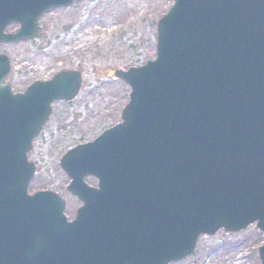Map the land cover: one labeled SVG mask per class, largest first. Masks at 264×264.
I'll return each mask as SVG.
<instances>
[{"label":"water","instance_id":"95a60500","mask_svg":"<svg viewBox=\"0 0 264 264\" xmlns=\"http://www.w3.org/2000/svg\"><path fill=\"white\" fill-rule=\"evenodd\" d=\"M76 1L0 0V45L36 39ZM157 32L155 61L114 73L131 89L121 123L60 161L82 204L73 221L56 193L30 195L29 154L83 76L14 94L0 54V264H172L202 236L264 233V0H175Z\"/></svg>","mask_w":264,"mask_h":264},{"label":"rangeland","instance_id":"374dc122","mask_svg":"<svg viewBox=\"0 0 264 264\" xmlns=\"http://www.w3.org/2000/svg\"><path fill=\"white\" fill-rule=\"evenodd\" d=\"M174 1L81 0L46 14L35 41L0 47L11 60L6 83L15 93L64 70H78L84 76L82 93L74 102L54 104L29 157L37 166L30 193H57L67 202L69 220L81 203L68 193L70 180L59 162L68 150L94 141L121 122L130 89L114 73L156 58L157 24ZM12 30L15 33L16 28ZM86 182L97 185L92 179ZM263 245L264 234L254 227L239 234L221 231L202 237L196 252L177 264H261L258 249Z\"/></svg>","mask_w":264,"mask_h":264},{"label":"flooded vegetation","instance_id":"af4514ba","mask_svg":"<svg viewBox=\"0 0 264 264\" xmlns=\"http://www.w3.org/2000/svg\"><path fill=\"white\" fill-rule=\"evenodd\" d=\"M13 28H16L17 29V27L16 26H13V27H10L9 29H8V33H13V30L11 31V29H13ZM15 32V31H14Z\"/></svg>","mask_w":264,"mask_h":264}]
</instances>
